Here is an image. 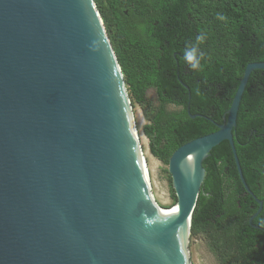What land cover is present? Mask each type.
<instances>
[{
    "label": "water",
    "instance_id": "1",
    "mask_svg": "<svg viewBox=\"0 0 264 264\" xmlns=\"http://www.w3.org/2000/svg\"><path fill=\"white\" fill-rule=\"evenodd\" d=\"M256 69L218 130L170 158L178 211L161 212L95 0H0V264H192L203 164L223 141L250 191L234 129Z\"/></svg>",
    "mask_w": 264,
    "mask_h": 264
},
{
    "label": "trees",
    "instance_id": "2",
    "mask_svg": "<svg viewBox=\"0 0 264 264\" xmlns=\"http://www.w3.org/2000/svg\"><path fill=\"white\" fill-rule=\"evenodd\" d=\"M127 89L142 105L155 89L159 106L145 112L150 152L165 164L183 145L224 123L249 64L264 63V0H95ZM223 15L224 20L217 19ZM199 45L200 71L183 61ZM172 107V109H169ZM234 143L204 161L206 170L191 236L203 234L221 264H264V70H254L239 106ZM262 210L250 223V219Z\"/></svg>",
    "mask_w": 264,
    "mask_h": 264
},
{
    "label": "rangeland",
    "instance_id": "3",
    "mask_svg": "<svg viewBox=\"0 0 264 264\" xmlns=\"http://www.w3.org/2000/svg\"><path fill=\"white\" fill-rule=\"evenodd\" d=\"M129 98L135 121L137 120L136 126H138L141 149L147 161L153 196L162 210H172L177 207V196L168 171L169 164L163 163L152 155L149 147V138L144 134V127L149 123L145 112H149V109L152 110L154 107L157 108L159 106L158 92L155 89H149L145 94V102L142 105L134 102L130 95ZM169 109H172V107H169ZM189 250L192 264H221L210 250L207 238L203 234L190 237Z\"/></svg>",
    "mask_w": 264,
    "mask_h": 264
},
{
    "label": "clouds",
    "instance_id": "4",
    "mask_svg": "<svg viewBox=\"0 0 264 264\" xmlns=\"http://www.w3.org/2000/svg\"><path fill=\"white\" fill-rule=\"evenodd\" d=\"M217 19L224 20L225 17L223 15L218 14ZM205 38H206L205 34L201 33L196 37L195 43L186 45L185 49L183 50V61L193 71H200L202 69L201 61L203 59V54L199 52V45L203 43Z\"/></svg>",
    "mask_w": 264,
    "mask_h": 264
},
{
    "label": "bare ground",
    "instance_id": "5",
    "mask_svg": "<svg viewBox=\"0 0 264 264\" xmlns=\"http://www.w3.org/2000/svg\"><path fill=\"white\" fill-rule=\"evenodd\" d=\"M136 116V115H135ZM134 120H135V118H134ZM137 121V120H136ZM135 121V122H136ZM138 123V122H137ZM137 128H138V126H136ZM138 130V129H137ZM139 133V132H138ZM139 138H140V136H139ZM140 146H141V141H140ZM141 148H142V146H141ZM143 153V152H142ZM143 156H144V153H143ZM144 160H145V164H146V166H147V161H146V159H145V157H144ZM147 169H148V167H147ZM148 172H149V170H148ZM149 176H150V174H149ZM150 179V178H149ZM150 185H151V183H150ZM153 189V188H152ZM155 198V197H154ZM156 200V199H155ZM160 210H161V212H165V210H162L161 208H160ZM159 210V211H160ZM168 211H178V208L176 207V208H174V209H172V210H168Z\"/></svg>",
    "mask_w": 264,
    "mask_h": 264
}]
</instances>
